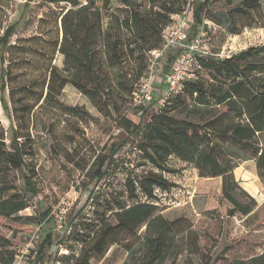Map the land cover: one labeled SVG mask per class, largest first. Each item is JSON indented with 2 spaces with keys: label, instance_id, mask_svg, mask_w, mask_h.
Here are the masks:
<instances>
[{
  "label": "rangeland",
  "instance_id": "1",
  "mask_svg": "<svg viewBox=\"0 0 264 264\" xmlns=\"http://www.w3.org/2000/svg\"><path fill=\"white\" fill-rule=\"evenodd\" d=\"M93 1L102 8L101 0ZM160 1L141 0V8L146 10ZM180 1L184 10H193L195 3L204 0ZM240 1L208 0L202 12V24L194 22L193 12L188 13L187 18L192 20L190 38L204 28L210 52L219 57L249 46L264 45V1L260 8L249 10V14L239 11ZM67 7L66 2L52 0H0V37L6 27L16 25L6 47L5 62L0 63V71L3 67L8 72L6 86L0 88V129L8 138L13 126L19 131L20 141L26 138L24 166L20 170L6 169L4 175L7 183L14 187L9 194L18 193L29 204L19 213L20 222L0 217V249L6 245L17 251L36 230L38 214L49 210L52 217L49 222H42L38 241L49 232L54 248L50 254H45L42 263L34 259L28 264H74L81 249V243L74 240L75 233L84 237L98 223L97 215L101 213L114 224L112 212L118 207L115 200L126 204L134 201L127 198V178L137 180L152 166L138 149L139 134L122 128L119 121L124 117L134 124L147 122L164 91L162 75L167 68L166 60L157 72L153 102L144 107V112L137 113L126 89L101 104V109L71 83L48 95L51 78L59 79L56 75L51 77V69L55 68L61 77L67 76L62 71L63 55L59 51L61 16ZM122 7L119 0H112L109 9H101L104 27L109 13L119 12ZM146 63L147 54L144 65ZM124 70L130 76L129 82H133L136 71L131 72L127 67ZM138 82V79L134 81V85ZM185 104L187 108L172 109L171 115L186 118L185 111L192 107L187 98ZM112 144L121 147L110 156ZM223 149L224 155L235 165L233 174L242 189L243 174L254 179L259 196L244 189L255 201L253 210L247 216L237 212L228 214L231 205L221 196L220 180L201 179L192 165L170 156L169 170L162 175L172 186L167 191L156 188L153 202L164 218L183 219L194 234L190 238L180 232L176 248L158 264H203L206 261L219 264L264 251V175H257L255 160L248 151L231 143H225ZM102 157L106 160L100 170L106 172L97 179L94 172ZM28 173L37 191L34 195L25 190L23 183V176ZM237 194L239 201L251 205L247 197ZM143 231L144 227L137 229V235H142ZM120 238V244L111 245L105 253L92 254L88 264H127L132 253H142L140 240L128 233L121 234ZM129 241L133 243L131 252L123 247ZM67 249L72 256L63 253Z\"/></svg>",
  "mask_w": 264,
  "mask_h": 264
},
{
  "label": "trees",
  "instance_id": "2",
  "mask_svg": "<svg viewBox=\"0 0 264 264\" xmlns=\"http://www.w3.org/2000/svg\"><path fill=\"white\" fill-rule=\"evenodd\" d=\"M52 1L69 4L61 16L62 37L59 43V51L63 55L62 71L67 76L61 77L52 68L51 77L56 75L59 79L51 78L47 94L62 90L65 84L71 83L99 109L101 104L113 100V96L123 89L131 99L132 92L139 84L134 85V81H140L146 71L145 54L148 56L150 50L162 44L163 29L172 22L174 15L184 11L180 0H162L146 10H142L141 0H119L123 7L117 10L119 12L109 13L108 23L104 27L101 9H109L112 0H101L102 8L93 0ZM207 1L193 5L192 15L196 24H202V12ZM263 1L241 0L239 11L249 14V10L260 8ZM15 28V24L9 25L0 37L1 65L5 62L6 47ZM172 59V54L165 58L167 64ZM125 67L131 72L136 71L133 82H129L130 76ZM114 69L117 70L112 73ZM193 72L194 78L185 81L179 93L175 92L162 105L158 104L147 122L134 124L124 117L119 121L122 128L139 134L138 149L152 169L137 180L127 178V198L134 201L126 204L115 200L118 207L112 212L114 224H110L101 213L97 215L98 223L84 237H78V233H75L74 240L81 243V249L74 264H88L92 254H103L111 245L120 244L123 233H128L141 243L142 253H132L127 264H158L176 248L180 232L192 238L194 232L186 221L167 220L158 213L157 205L153 202L156 188L167 191L172 186L162 175L169 170L167 161L170 156L192 165L201 179L218 178L221 196L231 205L228 214L237 212L247 216L253 210L255 201L246 191L259 196V190L253 185L254 179L249 174H243L241 184L246 191L240 187L233 174L235 165L224 155L223 145L231 143L248 151L255 160L257 175H264V45L249 46L227 57H197ZM0 73V88L3 89L8 72L2 67ZM186 98L192 107L185 111L186 118L171 115L172 109L187 108ZM144 107L146 105L136 107L137 113L144 112ZM20 138L18 129L13 126L8 138L0 129V217L17 222L21 221L19 213L29 204L18 193L9 194L14 187L7 183L4 173L6 169L20 170L24 166L26 138L23 141ZM120 147L112 144L110 156ZM105 160L102 157L94 172L97 179L106 172L100 170ZM23 183L27 192L36 194L32 175H24ZM237 193L247 197L251 205L239 201ZM49 214V210L38 214L36 227H39V231L43 227L42 222H49L52 218ZM141 227H144V231L142 235H137L136 230ZM192 244L196 245L195 239ZM132 246L130 241L123 244L127 252H131ZM52 248L51 234L48 232L38 241L31 260L42 263L45 254H50ZM66 251L65 255L72 256L68 249ZM15 254L16 251L4 245L0 249V264H12ZM203 264L209 263L206 261ZM219 264H264V251L245 259Z\"/></svg>",
  "mask_w": 264,
  "mask_h": 264
},
{
  "label": "built area",
  "instance_id": "3",
  "mask_svg": "<svg viewBox=\"0 0 264 264\" xmlns=\"http://www.w3.org/2000/svg\"><path fill=\"white\" fill-rule=\"evenodd\" d=\"M192 10L186 9L180 14L173 16V20L162 32V44L148 52V64L143 77L140 79L137 88L131 94L134 107L145 106L152 102L157 72L161 69L163 61L168 54L173 55L172 61L167 64L162 75L164 84L163 97L159 101L162 105L164 100L178 92L185 81L194 78L193 66L197 57L205 58L213 55L208 47L205 38V31L200 28L190 38L189 28L192 20L187 18ZM39 227L26 239L22 247L16 251L12 264H28L33 257L34 250L39 239ZM67 253V251H63Z\"/></svg>",
  "mask_w": 264,
  "mask_h": 264
},
{
  "label": "crops",
  "instance_id": "4",
  "mask_svg": "<svg viewBox=\"0 0 264 264\" xmlns=\"http://www.w3.org/2000/svg\"><path fill=\"white\" fill-rule=\"evenodd\" d=\"M184 163V162H183Z\"/></svg>",
  "mask_w": 264,
  "mask_h": 264
}]
</instances>
